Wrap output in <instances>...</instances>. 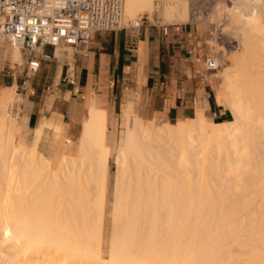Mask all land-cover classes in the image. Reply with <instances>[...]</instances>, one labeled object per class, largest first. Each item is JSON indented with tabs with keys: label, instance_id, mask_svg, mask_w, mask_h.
<instances>
[{
	"label": "bare ground",
	"instance_id": "bare-ground-1",
	"mask_svg": "<svg viewBox=\"0 0 264 264\" xmlns=\"http://www.w3.org/2000/svg\"><path fill=\"white\" fill-rule=\"evenodd\" d=\"M139 12L149 19L177 23L188 17V5L186 0H124L122 23H130ZM255 26L257 33L259 28L264 29ZM9 46L17 60L20 49ZM232 72L235 70L221 74L227 115L232 117L219 127L210 126L201 115L173 123L163 115L150 120L134 116L130 126L129 114H121L123 134L114 153H110L105 112L89 108L79 151L81 162H89L88 169L78 165L76 159L61 156L59 168L48 169L52 176L45 175L42 184L34 186V195L20 188L14 195L12 190L0 194V264H264V177L238 179L245 172L239 174V170L253 158L249 147L253 135L246 128L252 107L245 104L243 91L231 86ZM7 98L8 92L2 91L0 104ZM257 106L254 109L259 112L261 104ZM9 130L0 128L1 176L13 173L8 164L18 155L26 158L37 154L41 160H51L37 152L40 129L34 131L28 151L25 141L17 137L19 133L10 136ZM151 134L170 137L169 149L175 156L165 150L156 160L159 165L151 163L156 157L146 144ZM132 135H137L135 141ZM240 140L242 145L238 146ZM200 144L206 149L202 157L195 152ZM88 145H92L98 160L95 168L94 158L85 153ZM211 149L218 154H209ZM110 157L117 173L112 231L104 247L100 228ZM243 159L245 163L239 164ZM133 160L139 166L136 176L130 169ZM144 168L149 173L142 171ZM194 168H198V180L192 177ZM255 168L252 166L258 175ZM222 169L230 173L215 181L216 172ZM32 196L38 201L33 202ZM94 220L98 222L96 229L92 227Z\"/></svg>",
	"mask_w": 264,
	"mask_h": 264
},
{
	"label": "crops",
	"instance_id": "crops-1",
	"mask_svg": "<svg viewBox=\"0 0 264 264\" xmlns=\"http://www.w3.org/2000/svg\"><path fill=\"white\" fill-rule=\"evenodd\" d=\"M206 43L204 31L186 21L96 32L70 59H58L52 46H38L43 55H30L39 60L32 79L36 95L21 104L30 136L42 131L37 150L52 162L75 155L94 107L104 110L108 129L126 107L143 120H186L197 108L213 121L225 120L203 66ZM5 57L0 55L1 65Z\"/></svg>",
	"mask_w": 264,
	"mask_h": 264
},
{
	"label": "rangeland",
	"instance_id": "rangeland-1",
	"mask_svg": "<svg viewBox=\"0 0 264 264\" xmlns=\"http://www.w3.org/2000/svg\"><path fill=\"white\" fill-rule=\"evenodd\" d=\"M186 2L188 5V17L182 22L189 21V22H193L197 24L199 28H201L204 31L205 36H206L207 50H206L205 55L215 52V53H218L220 57L219 68L215 71L208 72V73L211 75L210 78L213 81V89L215 92L216 101L219 104V107L221 108V110L225 112L224 119L231 120L230 118L232 117V115H229V114L227 115V113L229 112L228 111L229 106L225 98L226 96L223 93L225 89L224 79L221 78L222 77L221 74L223 71L235 70L234 73L232 72L233 76L231 78L233 82L231 86H234V88L237 89V91L238 90L239 91L241 90L240 92L243 91L241 94L244 95L243 99L244 98L246 99L245 104L252 107L250 114H248L251 117V120H248L250 121V123L247 124L246 128H248L250 133L252 132L251 134L253 135L251 139V146H249L250 149H252L251 152H253V154L250 153L253 156L252 158V156L250 155L253 161L252 159H250L251 162H249V165L243 166L241 170H239V174H241L244 171L245 172L242 175H238L239 177L238 179L239 181L240 180L244 181V179H246L245 181H247V180H250V178L251 179L254 178L255 180V178L258 179V178L264 177V133L262 132L264 130V107H263L264 105V92H263L264 91V39H263L264 29L262 31L259 28L258 33L257 31H255L256 29H253L254 27H256L255 26L256 24L257 26L264 28V0H186ZM138 14L139 15H137L136 17L138 19L141 16H145V14L142 12L141 13L139 12ZM136 18L130 21V23H123V26L134 25L138 21V19ZM257 18L259 19L257 20ZM147 19L148 20L144 24L168 25V24L174 23L173 21H170L168 19H162V18H161L162 20L154 19V18H151V19L147 18ZM258 34H260L263 37L262 38L263 40L260 39ZM235 41H237L238 43L237 47H234V48L229 47L228 49L224 48V46L233 44L235 43ZM56 47L58 51L57 54L55 53ZM52 49H53L54 55H56L57 58L60 60L70 59L71 54L74 51L73 47L67 46V45L55 46V47H52ZM9 52L11 53L10 58H8ZM2 53L6 57L2 61L3 63L2 65L0 62V95L2 94V91L4 92L5 90V92H8L9 98H7L8 100H6L3 104H0V128L7 129L9 127L10 136H13L15 132L16 134L19 133L17 137L25 141V150L27 149L26 151H28V148L29 150L30 148L32 149V145L30 144V139L32 138L33 135L30 136V130L25 126V110L21 109V104L26 103L31 97H34L36 95V90L34 86L32 85V79L35 75H37L39 67L36 72L32 73L30 71H27L26 62H27L28 57H30V55L37 54L39 56H42L43 54H41V52L39 51V48H36V50L31 52L30 54L28 50L20 49L18 53V59L15 60L13 58V52L9 46V43L6 40L0 38V55H2ZM244 60H247V61L245 62ZM243 62L245 64H243ZM33 74L35 75L33 76ZM241 74L244 75V77ZM239 79L241 80V82ZM253 84H254V87H253ZM251 87L253 89H251ZM254 88L256 91L254 90ZM260 89L263 90L261 94H260ZM31 91H33V94H30ZM254 92L255 93L258 92L259 94L258 93L255 94ZM251 93H253V95H251ZM260 95H262L263 100H260L261 99ZM228 98L230 99V96H228ZM254 98H256L257 100H255ZM253 101H255V103ZM260 101H262L263 103H259ZM256 102H258V104ZM255 104L256 106L261 104L259 108V112L255 111L254 109ZM197 109L198 110L195 111L194 116L201 115L208 123H210V126L219 127L218 125L224 122V120L213 121L210 118V116L203 113V110L201 108H197ZM127 110H128V107H126V109L124 108L121 114H129V125L131 126L132 123L134 122L133 117L137 115H135L133 112L131 113L130 110L128 113H126ZM258 113H262V114H258ZM239 121L242 122V120H239ZM239 121L236 120V122L240 123ZM251 121L253 123H251ZM170 122L173 123L174 121L171 120ZM229 122H232V121H228V123ZM233 122L235 123V120H233ZM120 123L121 121L119 117L118 122L114 128L112 129L107 128V143L109 145L110 153H114L115 146L118 144V141L121 135L123 134L124 126ZM233 125L234 124L232 125L230 124L229 126L233 127ZM83 126L84 124L82 125L78 152L72 156L65 155L66 156L65 158L76 159L75 161L77 162L78 165L80 164L81 167L83 166V169H88V165H90L89 162L87 160L86 161L84 160L83 162H81L80 156H79V151L81 149L80 145L82 143ZM17 128H18V131H17ZM253 131L255 133L257 131L258 132L255 134ZM233 132L236 133L237 131L233 130ZM131 138L132 140L134 139L135 141V139L137 138V135H132ZM171 140L172 139L168 136L161 137V136H158L157 134L150 135L148 141L146 140V144H149L148 148L151 151V155L156 156L154 159H151V163H154L155 165H159L160 164L159 161H156V160L158 159L159 155L161 156L162 152L165 150H169L171 154L174 152L173 150L169 149V145H171ZM226 140H229V139L226 138ZM197 142H199V140H196V144ZM214 145L215 144L213 145L211 144V148H215ZM241 145H242V142L240 140V142L238 143V146H241ZM196 148L197 150H195V152H197L198 157H202L206 155V151H204L206 149L203 147L202 144L197 145ZM215 150L217 149L215 148ZM253 150H255L256 152H254ZM37 152L40 153L38 150ZM94 152L95 151L93 150L92 145H88L86 147L85 153L86 155H89V157L91 154V157L94 158L93 167L95 168L98 165V160L96 158V155H93ZM216 153L218 154V152L214 151L213 149L211 153L209 154L215 156ZM173 154L175 156V153ZM195 156H196V153H195ZM39 157L40 155H37V154L33 155L32 157H26V158L22 157L21 155L15 156L12 160L9 161L10 164H8L9 169L12 170L13 173L9 172L8 174L2 175V176H1V166L3 162L0 159V194L6 193L7 190H10V191L12 190L13 192L12 191L11 192L13 194L16 192L15 189L20 188V189H24L30 192V195H34L33 193L34 186L36 184L41 185L42 184L41 179L44 178L45 175H46L45 177H49L50 175L52 176V174H49L50 172H48V169L55 170L59 168L60 164L63 162L61 157L60 159L56 158L54 162H52L51 160L48 161L45 159L41 160ZM46 158L49 159L48 157ZM135 162L136 161L134 160L131 161V165H130V169L132 171L133 176L137 175L138 169H139L138 164H135ZM233 162L237 164L235 161ZM239 162L243 164L245 163V159L241 161L238 160V163ZM252 166L254 168L256 167L255 169L258 170V173H259V174L257 173L258 175L254 173L255 170L252 169ZM249 169H252V170H249ZM148 170L149 169L145 170L144 168L142 171H144L145 173H149ZM222 170L219 172H216L217 180L215 179V181H219L221 176L223 177V175H227L228 171L223 170L224 171L223 172ZM192 171L198 172V168L191 169L192 177L195 180H198L200 178L199 172L194 173ZM115 173H117V165L113 161V158L110 157V164H109V169H108L107 178H106V194H105L104 209H103V214L101 218L102 227L100 226L101 227L100 229L102 230L101 236H102V242H103L104 247L105 245L109 244L110 234L112 231L111 208H112V202H113L112 200L114 196V184H115L114 181L116 180ZM218 173H220L219 175L220 177L218 176ZM248 174L249 176H254V177H249ZM33 199H34L33 202L38 201L37 198L35 199V196L33 197ZM39 202L44 203L43 201H39ZM94 222L95 220L92 222V227L96 229L98 228V222L97 220H96L97 223L96 222L94 223Z\"/></svg>",
	"mask_w": 264,
	"mask_h": 264
},
{
	"label": "built area",
	"instance_id": "built-area-1",
	"mask_svg": "<svg viewBox=\"0 0 264 264\" xmlns=\"http://www.w3.org/2000/svg\"><path fill=\"white\" fill-rule=\"evenodd\" d=\"M123 6L124 0H0V38L29 54L40 45L85 48L96 32L127 27L122 23ZM147 20L141 16L130 26ZM237 46L235 41L224 48ZM219 60L218 53L204 55V70H217ZM38 67L39 60L28 57L27 71L34 73Z\"/></svg>",
	"mask_w": 264,
	"mask_h": 264
}]
</instances>
